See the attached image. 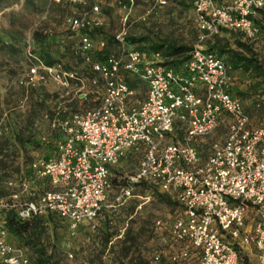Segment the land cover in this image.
I'll use <instances>...</instances> for the list:
<instances>
[{
	"label": "built area",
	"instance_id": "obj_1",
	"mask_svg": "<svg viewBox=\"0 0 264 264\" xmlns=\"http://www.w3.org/2000/svg\"><path fill=\"white\" fill-rule=\"evenodd\" d=\"M86 1L87 11L65 19L83 70L47 64L29 44L23 49L18 85L30 90L51 83L57 98L72 92L77 102H51L42 114L49 132L38 138L51 142L52 155L31 159L18 190H11L16 216L28 220L49 212L71 230L82 223L93 228L106 206L132 198L143 183L177 204L169 222L154 221L172 248L166 264H243L240 248L252 251L247 263L264 264V122L251 123L230 92L228 66L202 45L222 29L255 39L264 0H191L197 42L179 69L157 52L124 47L121 34L114 36L118 52L103 51L100 40L101 57H94L89 32L98 25V0ZM137 83L145 86L141 100L133 92ZM219 126L220 140L209 142ZM130 152L138 155L135 168L112 192L110 169ZM6 184L15 187L11 179ZM151 259L159 262L160 254ZM0 264H30L8 238L1 212Z\"/></svg>",
	"mask_w": 264,
	"mask_h": 264
},
{
	"label": "rangeland",
	"instance_id": "obj_2",
	"mask_svg": "<svg viewBox=\"0 0 264 264\" xmlns=\"http://www.w3.org/2000/svg\"><path fill=\"white\" fill-rule=\"evenodd\" d=\"M87 9L86 0H0L1 204L9 202L12 189L18 190L17 184L25 176L29 161L46 156L45 151L51 150V142L43 143L38 138L49 132L42 114L50 111L51 102H77L71 97L72 92L57 98L51 83L30 90L18 85L16 79L25 68L23 49L29 44L46 60L58 61L65 69L83 70L85 65L75 53L77 43L65 19ZM98 10L94 16L98 29L91 34L96 58L101 57L97 45L100 40L105 43L103 51L118 52V45L111 38L121 34L124 47L146 54L156 50L159 60L172 61V66L179 69L188 51L169 54L167 46L191 48L197 42L191 0H165L164 4L158 0H98ZM261 22L255 39H247L235 31H222L202 43L204 47L217 44L224 49H235L253 59L255 69L231 70L234 81L253 85L258 90L264 89V21ZM155 45L161 47L153 49ZM223 58L227 59L228 54ZM132 85L135 98L143 99L145 86ZM263 117L264 114L255 123ZM222 132L223 127L219 126L208 141H219ZM137 156L127 153L111 167L112 192L115 180L124 182L133 172ZM8 179L15 182V187L6 184ZM30 187L41 189L38 183ZM110 200L111 195L105 204L109 205ZM138 202L142 203L141 208L135 209ZM177 211V204L169 195L139 183L132 198L120 205L106 206L93 228L82 223L71 230L64 220L43 214L30 223L28 231L13 235L10 240L22 248L30 264H160L165 260L168 240L165 229L156 228L154 221L169 222ZM154 252L160 254L159 262L152 261ZM239 252L246 262L252 260L251 250L240 248ZM41 259L43 263H38Z\"/></svg>",
	"mask_w": 264,
	"mask_h": 264
},
{
	"label": "trees",
	"instance_id": "obj_3",
	"mask_svg": "<svg viewBox=\"0 0 264 264\" xmlns=\"http://www.w3.org/2000/svg\"><path fill=\"white\" fill-rule=\"evenodd\" d=\"M261 21H264V12L263 11L259 12L258 20H255L258 28H260V24L262 23ZM95 29L97 30L98 26L92 28V30L89 32L90 35L92 34V32ZM222 31H227V30L222 29ZM214 36H216V35H214ZM111 39L113 41H115L114 38H111ZM237 44L238 45H242L239 42H237ZM158 47H161V46L160 45H155V46H153V49L154 48L156 49ZM190 49L191 48H188V47H185V46L174 47L172 45H168L167 46V50H168L167 53H169V54H178V53L183 52V51H189ZM205 49H207L209 51H212L217 56H219L226 63V65L228 66L230 73L232 71L231 68H237V67L243 68V69H248V68L253 67L255 69V64H254L255 61L253 59H251L250 57L241 54L240 52H238L235 49H231V48L224 49V48H221L220 46H218L217 44L209 45V46L207 45V46H205ZM152 52H157V51L155 50V51H152ZM225 53L228 54V58H227L228 61H227V59L223 58V55ZM187 57H188V53H187ZM42 59L47 64L52 63L50 60H46L44 58H42ZM164 64L172 66V64H174V63H172V61H170V62H165ZM231 75H232V73H231ZM232 78H233V75H232ZM233 81H234V78H233L232 82ZM262 81H264V76L262 78ZM232 86H233V83H232ZM248 88L249 89H253L254 92L259 94V95H264V89L258 90L253 85H250V84H248ZM230 92H231L232 95L237 97V95H236L237 93L233 91V87H231ZM239 94L240 95L243 94V91H241ZM250 103L253 104L256 108H263L262 114H261V116H263V114H264V105L262 104L263 102H250ZM242 106H243L244 112L247 114L243 103H242ZM248 117H249V115H248ZM263 122H264V117L261 118V121L256 123V124H260V123H263ZM111 183L114 186V184L112 182V179H111ZM114 183L116 185V184H120V183H123V182H119V181L115 180ZM10 203H11V201L9 199V202L6 204V206L0 208V212H1L2 217H3V225H4V228H5L6 232H7V236H8L9 239H10V237H13V235H21L23 232L28 231L30 223L31 222H35V220L38 219L41 216V215H38V216H33V217L29 218L28 220H20L16 216L14 208L10 206ZM44 215L55 216V215H53V214H51L49 212L44 213ZM239 254H240V252L238 250V256L241 259L242 263L243 264H249ZM43 261H44V259L38 260V263H43ZM160 264H166V263L164 262V260H161Z\"/></svg>",
	"mask_w": 264,
	"mask_h": 264
},
{
	"label": "crops",
	"instance_id": "obj_4",
	"mask_svg": "<svg viewBox=\"0 0 264 264\" xmlns=\"http://www.w3.org/2000/svg\"><path fill=\"white\" fill-rule=\"evenodd\" d=\"M231 73H234L232 70ZM233 75V74H232ZM234 78V76H233ZM233 91H237V97L240 99L241 102H243L245 110L247 114L249 115L250 121L252 124H256L255 122L258 120V117L261 116L263 108H256L253 104L250 102H263L264 105V95H259L254 92L253 89L248 88V84H239L236 81H233ZM239 91V92H238ZM241 91H243V94H239ZM49 103V102H45ZM46 156L43 157H49L52 155V147L51 150L45 151ZM44 188H49L48 185L43 186ZM164 253H168L172 250V248L169 246V244H166V249H164Z\"/></svg>",
	"mask_w": 264,
	"mask_h": 264
}]
</instances>
